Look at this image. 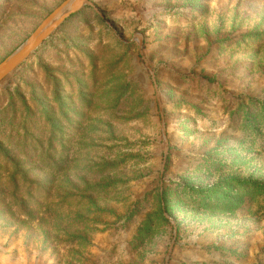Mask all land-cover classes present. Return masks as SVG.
<instances>
[{
	"label": "rangeland",
	"instance_id": "obj_1",
	"mask_svg": "<svg viewBox=\"0 0 264 264\" xmlns=\"http://www.w3.org/2000/svg\"><path fill=\"white\" fill-rule=\"evenodd\" d=\"M0 264H264V0H89L0 81Z\"/></svg>",
	"mask_w": 264,
	"mask_h": 264
},
{
	"label": "water",
	"instance_id": "obj_2",
	"mask_svg": "<svg viewBox=\"0 0 264 264\" xmlns=\"http://www.w3.org/2000/svg\"><path fill=\"white\" fill-rule=\"evenodd\" d=\"M89 0H65L22 45L0 62V81L33 53L71 14L88 4Z\"/></svg>",
	"mask_w": 264,
	"mask_h": 264
},
{
	"label": "trees",
	"instance_id": "obj_3",
	"mask_svg": "<svg viewBox=\"0 0 264 264\" xmlns=\"http://www.w3.org/2000/svg\"><path fill=\"white\" fill-rule=\"evenodd\" d=\"M13 182L15 183V184L13 183V186L15 185V187H17V185H16L17 183H16L15 179H13Z\"/></svg>",
	"mask_w": 264,
	"mask_h": 264
}]
</instances>
